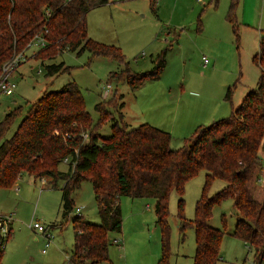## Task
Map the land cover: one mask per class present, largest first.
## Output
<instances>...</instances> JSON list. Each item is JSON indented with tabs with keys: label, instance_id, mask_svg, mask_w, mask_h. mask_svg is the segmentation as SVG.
Listing matches in <instances>:
<instances>
[{
	"label": "rangeland",
	"instance_id": "obj_1",
	"mask_svg": "<svg viewBox=\"0 0 264 264\" xmlns=\"http://www.w3.org/2000/svg\"><path fill=\"white\" fill-rule=\"evenodd\" d=\"M229 2L108 0L94 6L86 13L88 36L102 44L119 47L124 59L129 61V68L139 74L152 70L157 55L162 54L165 65L159 77L145 82L137 91L131 90L127 82L110 75L111 71L123 67L117 60L100 54L93 56L88 50L77 54L67 49L54 61L69 65L70 72L45 76L44 65L36 58L37 50L32 48L27 52L31 56L12 74L16 81L14 94H0V120L9 110L25 107L44 91L59 89L73 80L94 122L100 119L95 104L112 100L105 104L110 114L117 118L120 113L130 126L142 122L160 126L172 135L171 148L179 147L197 125L228 116L255 87L260 76L253 55L264 35V0H239L233 21L227 18ZM105 84H111V92L106 95L102 90ZM228 89L229 99L225 97ZM120 102L124 105L121 109L117 105ZM19 120L20 117L14 119L6 137L16 129ZM110 125L108 119L102 120L100 136L109 137ZM261 162L250 182L258 198L264 194V161ZM66 166L63 161L59 168L66 170ZM206 172L200 170L185 183L186 220L194 216V205ZM58 183V186L62 184ZM225 183L221 178L213 180L208 194L220 190ZM169 195L167 261L168 264H192L194 229L190 225L180 230L179 196L175 191ZM59 197V188H50L45 178L34 180L27 173H22L10 187L0 188V212L12 216L9 223L12 232L5 244L2 264H73L69 255L74 228L71 217L67 220L61 217ZM71 197L74 199L72 216L80 214L83 220L99 223L90 182L83 181ZM153 204L154 199L149 197H121L122 230L108 234L109 259L100 264H158L162 251L161 228L156 224ZM76 207H81L79 213L74 210ZM212 209L209 224L226 230L218 264H254L252 251H248L241 239L231 235L237 218L232 201L225 199ZM32 222L42 224L45 231L35 232L29 225ZM115 239L119 243L113 242Z\"/></svg>",
	"mask_w": 264,
	"mask_h": 264
},
{
	"label": "trees",
	"instance_id": "obj_2",
	"mask_svg": "<svg viewBox=\"0 0 264 264\" xmlns=\"http://www.w3.org/2000/svg\"><path fill=\"white\" fill-rule=\"evenodd\" d=\"M108 0H0V71L3 62L23 50L35 33L46 40L36 58L44 65L45 76L69 73L71 67L56 59L65 49L79 54L88 50L93 56L104 55L123 64L111 76L138 90L145 82L155 80L165 65L157 55L152 70L133 72L121 49L105 45L88 36L86 13ZM239 0H230L227 18L235 20ZM47 12V13H46ZM45 60H53L45 63ZM260 76L255 87L232 108L231 113L207 125H197L177 148H171L172 135L165 129L142 122L130 126L122 115L116 118L97 102V122L85 106L82 92L73 80L59 89L44 91L25 107L18 106L0 120V188H7L27 173L34 180L45 178L50 188L60 190V213L63 220L71 217L74 228L73 248L69 259L73 264H100L108 260L110 232H121L120 199L149 197L154 199L156 224L161 228V259L168 264L170 193L175 191L178 225L194 229L195 250L192 264H218L220 245L226 230L209 224L212 207L225 199L232 201L237 218L231 232L252 251L254 264L264 259V194L258 198L250 182L264 161V35L253 55ZM121 97V96H120ZM230 98V89L227 90ZM120 100V98H119ZM121 109L124 105L118 103ZM19 124L6 137L15 118ZM111 122L109 137L98 132L102 120ZM121 119V120H120ZM66 158V170L59 165ZM207 170L204 184L194 205V216L184 215V186L200 170ZM225 180L220 190L208 194L215 179ZM256 178V177H254ZM61 185L58 186V182ZM83 181L92 185L99 223L71 215L72 193ZM61 223V222H60ZM8 234L0 233V264Z\"/></svg>",
	"mask_w": 264,
	"mask_h": 264
},
{
	"label": "built area",
	"instance_id": "obj_3",
	"mask_svg": "<svg viewBox=\"0 0 264 264\" xmlns=\"http://www.w3.org/2000/svg\"><path fill=\"white\" fill-rule=\"evenodd\" d=\"M68 1V0H67ZM47 13V12H46ZM46 40L39 33H35L30 41L26 44V48L23 50H19L18 52L13 53V55L3 62L2 69L0 71V94L12 95L16 90V81L12 78L13 72L19 67L23 61L29 58V54L27 52L32 48L40 49L45 47ZM207 61L206 58H204ZM102 90L104 94H109L111 92V84H105L102 86ZM66 161V158L64 159ZM77 213L81 210V207H76L74 209ZM11 219L10 215H0V233L2 236H6L8 234V223ZM31 229L36 230V232H44L45 229L42 224L39 222H32L29 224ZM48 236V235H47ZM113 242H116L114 240ZM47 244V243H46ZM48 245V244H47ZM44 251V249H43Z\"/></svg>",
	"mask_w": 264,
	"mask_h": 264
},
{
	"label": "crops",
	"instance_id": "obj_4",
	"mask_svg": "<svg viewBox=\"0 0 264 264\" xmlns=\"http://www.w3.org/2000/svg\"><path fill=\"white\" fill-rule=\"evenodd\" d=\"M36 50H38V49H36ZM31 56V53L29 54V57ZM139 90V89H138ZM137 91V90H136ZM202 125V124H201ZM160 127V126H159ZM18 189H19V187H18ZM154 205V204H153ZM0 215H5L3 212H0ZM7 215H9V214H7ZM11 216V215H10ZM11 218H12V216H11ZM11 222V219H10V221H9V223ZM8 223V228L10 229V224ZM35 232H36V230H34ZM39 232V231H38ZM37 232V233H38ZM116 240V243H119L118 241H117V239H115ZM5 248H6V246H5ZM5 250V249H4ZM45 251V250H44ZM3 257V256H2ZM2 260V259H1Z\"/></svg>",
	"mask_w": 264,
	"mask_h": 264
}]
</instances>
